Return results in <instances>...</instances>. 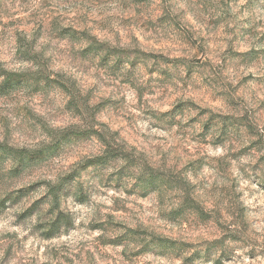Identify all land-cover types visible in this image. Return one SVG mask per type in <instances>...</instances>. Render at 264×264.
Instances as JSON below:
<instances>
[{
	"label": "rangeland",
	"instance_id": "374dc122",
	"mask_svg": "<svg viewBox=\"0 0 264 264\" xmlns=\"http://www.w3.org/2000/svg\"><path fill=\"white\" fill-rule=\"evenodd\" d=\"M0 71V264H264V0H0Z\"/></svg>",
	"mask_w": 264,
	"mask_h": 264
},
{
	"label": "trees",
	"instance_id": "16d2710c",
	"mask_svg": "<svg viewBox=\"0 0 264 264\" xmlns=\"http://www.w3.org/2000/svg\"><path fill=\"white\" fill-rule=\"evenodd\" d=\"M0 74L4 75V81H3L4 85L11 84L12 82L19 83L24 81L23 78L17 74L7 73L4 71H2ZM26 81L28 80L26 79Z\"/></svg>",
	"mask_w": 264,
	"mask_h": 264
}]
</instances>
